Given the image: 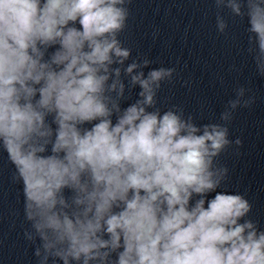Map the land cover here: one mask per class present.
I'll use <instances>...</instances> for the list:
<instances>
[{
    "label": "clouds",
    "instance_id": "obj_1",
    "mask_svg": "<svg viewBox=\"0 0 264 264\" xmlns=\"http://www.w3.org/2000/svg\"><path fill=\"white\" fill-rule=\"evenodd\" d=\"M131 3L0 0V150L37 264H264V230L220 161L238 154L229 126L253 89L235 87L203 124L163 106L177 70L133 57ZM214 6L219 34L246 20V58L264 77V0Z\"/></svg>",
    "mask_w": 264,
    "mask_h": 264
}]
</instances>
